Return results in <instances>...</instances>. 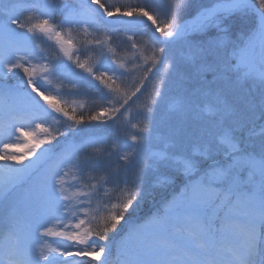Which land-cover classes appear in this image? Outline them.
<instances>
[{
    "label": "snow or ice",
    "instance_id": "6c2138e0",
    "mask_svg": "<svg viewBox=\"0 0 264 264\" xmlns=\"http://www.w3.org/2000/svg\"><path fill=\"white\" fill-rule=\"evenodd\" d=\"M56 8V0H0V32L8 37L16 49L12 59H0V74L7 76L19 71L26 77L16 89H5V93L25 96L30 105L31 120L28 128L14 124L10 126V131L4 133L11 137L18 132L20 136L29 137L23 147L31 145V148L18 157L9 150L18 149L21 145L11 140L3 142L0 160L5 161V176L0 180V190H4L10 182L22 180L36 162L46 158L48 149L37 156V151L43 145L52 144L61 136L71 141L72 137L86 131L81 125L112 127L119 126L120 121L124 120L134 132L130 134L128 142L122 145L113 143L110 151L105 149L102 135L90 134L81 144L69 143L56 168L50 171L41 187L39 208L24 220L21 233H7L10 241L7 259L0 261V264H93L94 261L97 264H111L109 243L112 234L117 232L126 214L140 207L146 195L143 185L146 172L171 165H177L183 175L189 177L188 182L178 196L165 203L162 214L147 222L151 225V239L144 236L134 245L123 243L121 252L125 259L118 264H264V123L259 125V131L256 130V122L264 121V0H225L201 10L197 14L200 21L197 26L181 22L182 8L179 3L175 4L169 18L162 23H158L143 8L122 11L119 7L106 6L101 0H87L81 4L79 11L68 10L65 6L63 23L58 25L54 22ZM24 12L28 13L26 17L23 16ZM134 13L147 17L160 34L152 56L145 57L146 61L151 59V64L144 69V79L157 64L164 67L165 75L168 69H172L177 78H181L182 66L174 64L169 53L178 42H187L190 31H202L211 25L226 33L228 28L224 22L233 16L254 21L253 37L233 53L237 63L232 68L244 69L243 73L237 72L236 81L228 80L225 75L229 70L227 61L220 58L212 46L193 53L194 57L200 58L217 55L216 62L200 65L197 71H209L213 73L214 81H224L227 88L243 93V107L229 103L223 89H212L208 84L182 92L169 105L171 111L184 116L198 109L199 97L207 98L213 104L212 124L216 132L213 139L207 141L196 154L177 158L161 150L151 152L147 161L138 159L142 148L153 140L165 148L170 143H178L183 129L177 126L163 131L154 114L155 107L165 100L166 81L163 77L154 85L151 97L144 105L143 120L132 122V105L129 101L140 92L143 83L130 93L121 89L119 82L124 72L119 70L128 69L115 58L116 51L109 44L111 36H95L112 25L113 16L130 17ZM74 31L93 36L84 43L100 48L101 55L106 49L112 54L110 61L98 62L93 68L86 66V62L81 63L78 57L74 58L68 50L74 46ZM37 33L49 39L55 37L63 54L69 60H75L76 67L84 69L92 79L103 85V88L97 87L103 106L87 117H77L70 114L66 107L53 104H49L51 112L44 108L40 99L48 101L52 95L47 87L51 84L50 77H63L74 88L80 86L74 81L83 77L67 65L49 67L44 62L33 63L29 46ZM257 34L260 37L259 53L255 51L254 44ZM127 38L132 41L131 47L136 48L133 37L129 35ZM248 81L257 90L258 100L248 99L251 93V89L245 91ZM41 82H44V86ZM103 89H107V92ZM135 103L132 101V104ZM53 113L72 122L65 131L53 127L58 119ZM113 154L116 162L112 160ZM219 154L225 157L224 163L215 160ZM29 156H36L32 165L20 168L11 166L13 163L23 164ZM203 160L213 162L203 175L192 179L200 172ZM133 170L134 178L129 181L128 173ZM241 170L248 172L247 184L243 189ZM69 176L74 183L68 182ZM122 176L124 179L121 183ZM208 177L223 181L229 187L224 192H218L217 187L208 182ZM109 181L112 182L111 187H107ZM101 191L105 196L113 191L119 195L101 204L96 201V195ZM141 227L130 226L128 236L139 233ZM217 235L235 237L238 243L217 248ZM53 239L70 243L54 245L51 242Z\"/></svg>",
    "mask_w": 264,
    "mask_h": 264
},
{
    "label": "rangeland",
    "instance_id": "374dc122",
    "mask_svg": "<svg viewBox=\"0 0 264 264\" xmlns=\"http://www.w3.org/2000/svg\"><path fill=\"white\" fill-rule=\"evenodd\" d=\"M197 2L195 4V2ZM202 0H193V5L198 6L199 8L192 15V17L198 14L201 10H204L208 7H211L215 3H219L225 0H211L207 6L198 5ZM23 2V0H22ZM102 3H105L106 6H115L119 7L122 11L129 9H139L143 8L149 13L153 14V17L157 20L158 23H162L167 20L166 13L171 12L177 3H183L182 0H101ZM186 2V1H185ZM57 8L56 11L61 13L59 20L54 22L58 25H61L65 16V6L68 10L79 11L81 4L74 2H68L66 0H56ZM27 12L23 13V16L26 17ZM164 15V16H163ZM170 15V14H169ZM122 17L120 15L113 16L112 18ZM138 21H150L147 17H143L137 14L130 16ZM191 16L184 18H192ZM182 22V20H181ZM245 20L240 18L238 22L232 20V18L226 20L224 23L228 28V31L221 32L219 28L215 26H208L204 30H193L190 31V34L187 37V42H178L170 51L169 56L172 59L174 64H180L182 66L181 78L178 79L175 72L172 69L167 70V75H165V69L162 65L157 64L152 72L147 74V79H144V69L148 64H151V59L145 60V57H151L153 51L158 46V43L152 42L149 37V34L145 27L151 28V33L155 34L153 28L149 26H141L139 29H135L134 26L128 24H118L115 28L111 29L105 28L102 32L96 33L95 36L103 38L104 35L111 36L109 44L116 51L115 58L123 63L128 69L124 71L121 69L119 71L124 72V80L121 79L119 82V87L126 92L133 91L136 87H141L140 92L133 96L129 101V104L132 105L131 120L132 122H139L144 118V105H146L151 97L153 92L154 85L163 77L165 79V100L158 104L155 107V116L160 121L161 129L167 131L172 127H181L183 129V134L179 139L178 143H170L166 148L164 145L158 141L153 140L151 144L145 145L138 159L141 161H147L151 152L165 150L174 154L177 158L183 157L188 154H196L200 152L203 148V145L213 139L216 129L212 124L214 116L212 115L214 106L210 103L209 99L199 97L198 98V109L194 110L191 113H188L184 116H179L177 113L169 109V105L175 101V99L184 91L195 90L201 86V84H208L212 89H223L226 95V99L229 103L236 104L237 106L243 107V93H239L232 89L226 87L224 81L213 80V73L205 70L197 71L198 66L205 63H214L217 61V55L223 60L227 61L229 70L225 73L229 81L237 80V72L243 73L244 69H233L232 65L237 63L236 57L233 55L234 52L238 51L240 48L244 47L250 38L253 37L255 30V24L251 23L249 25L244 24ZM200 22H196L193 26L199 25ZM14 27V26H13ZM233 28L235 30H233ZM150 31V30H149ZM131 35L137 45L136 48H132V41L128 40V36ZM155 37V36H154ZM73 41L74 46L70 48V54L73 57H78L81 63L86 62V66H91L95 68L98 65V62H109L112 57L111 53H108L105 49L104 54L101 55L100 48H97L95 45H88L84 41L93 39V36H86L83 32H73ZM158 40L157 37H155ZM55 37L49 39L46 36H43L37 33L32 37L30 43V57L33 63L39 64L41 62L47 63L49 67H54L55 65L62 64L70 67L75 73L79 74L80 77H83L82 80L74 81L80 86L74 88L72 83H69L68 80L63 77L52 76L51 84L47 85L49 91L51 92V97L48 101L40 99V103L44 108L48 109L49 104L56 105L59 107L63 104L71 105L74 104L71 100H77L79 103L76 105L80 106L83 109L87 102H90V96L93 95L94 99H99L100 93L97 91V87L103 88V85H100L99 81L92 79L89 74L81 68L76 67L75 60H69L67 56L63 54L59 44L55 42ZM255 51L259 53L260 50V37L255 35L254 37ZM219 45V47H216ZM209 46H212L217 55H205L203 58L194 57L193 53L197 49L207 50ZM16 49L13 44L10 43L8 37L0 32V59L10 60L13 58V54ZM157 55H159L157 53ZM259 65L257 64V68ZM11 77H0V151H3V142L11 140L19 145L20 148H13L9 151L16 156H23L24 153L29 152L31 145L29 147H23L24 144L28 143L29 137L20 136L17 132L14 136H8L4 134L7 131H10L11 125H21L25 128H28L31 124L29 118L30 105L28 100L23 95L10 96L5 93V89H16L17 86L22 83L26 77H24L22 72L16 71L10 73ZM39 75V74H38ZM44 86V82H41ZM111 83V82H109ZM251 89V93L248 96V99H257L258 92L255 87L252 85L251 81H248L245 87V91ZM107 92V89H103ZM22 91V90H21ZM30 92L31 90L28 89ZM47 94V93H46ZM32 95H35L33 93ZM139 97V99H137ZM39 99V97H38ZM132 101H136L135 104H132ZM100 103L103 105V101L100 100ZM72 110L69 111L70 114L76 113V108L72 105L69 106ZM90 109V108H89ZM92 109V108H91ZM197 113L199 118H197ZM78 115H82L81 111H78ZM58 117L57 122L53 124L54 128L58 126L68 124L67 118L63 117L58 113H53ZM111 123V122H110ZM264 123V121L256 122V130L259 131V125ZM98 129L100 133L96 130ZM95 130L85 133V138L90 134H100L106 133L107 135L113 134V137H116L113 140V143L117 145H122L128 142L129 136L134 130L130 125L121 120L119 126H99ZM112 137V138H113ZM114 139V138H113ZM80 140H76L80 142ZM60 141L59 139L54 141L56 143ZM69 143H71L69 141ZM81 144L83 142L77 143ZM112 143V144H113ZM109 142H107V145ZM49 144L43 145L38 151L37 156L40 152H43L45 149H48V154L45 159L36 162L33 165L31 172L25 176L22 180H19L15 183H9L4 190H0V261H5L7 259V252L9 250L10 241L7 239V233L9 231H16L21 233L23 229V222L27 219L32 211H35L39 208V193L42 185L48 179L50 171L55 169L62 153L57 152L52 153L53 150L48 146ZM58 145V144H57ZM112 146V145H111ZM107 151L111 150L110 145L106 146ZM59 150V149H58ZM57 150V151H58ZM112 160L116 162L115 154L112 156ZM215 160L220 163L225 162V157L223 154L215 156ZM36 161V156H29L23 161V164H12L13 168H20L24 165H32ZM212 160H203L200 164V172L191 177L192 179H197L198 176L203 175L205 169L212 163ZM122 163V162H120ZM153 173L158 177L168 178L167 182L165 178L161 179V182L165 183V187L172 185L175 180L182 176V171L179 170L177 165L161 167L158 171H147L144 176L143 181L147 183L146 175ZM5 176V161L0 160V180ZM183 175L185 181L188 182L189 177L186 179ZM123 177V176H122ZM121 177V183L123 182L124 177ZM150 177V176H149ZM248 172L241 170V188H244V185L247 184ZM128 180L131 181L134 178V170L130 171L127 176ZM68 182L74 183L71 176L68 178ZM146 179V180H145ZM150 181L153 180L150 178ZM208 182L213 186L217 187L218 192H224L229 185L223 181L217 180L214 177H208ZM149 183V182H148ZM177 183H175L176 185ZM110 187L112 182L109 181L108 184ZM156 185V183L154 184ZM180 193V192H179ZM178 193V194H179ZM177 194V196H178ZM118 192H114V196H118ZM97 196V195H96ZM98 197V198H97ZM96 197V201H100L101 204H104L105 201H101L99 196ZM162 214V213H161ZM156 216V215H154ZM151 221V220H150ZM149 222V221H148ZM217 223H219L217 221ZM132 226V225H130ZM138 226H143L140 228L139 233H133L131 237H126L120 240V245L117 250L120 253L119 261L125 259V256L122 255V245L123 243H128L134 245L138 239H141L144 236H147L151 239V225L147 222L142 223ZM54 245L58 243H70L67 241H59L58 239H53L51 241ZM238 243L237 238L227 235H217L215 240V245L217 248H227L230 245ZM110 247V245H109ZM103 260V257H101ZM97 264V262H93Z\"/></svg>",
    "mask_w": 264,
    "mask_h": 264
},
{
    "label": "trees",
    "instance_id": "16d2710c",
    "mask_svg": "<svg viewBox=\"0 0 264 264\" xmlns=\"http://www.w3.org/2000/svg\"><path fill=\"white\" fill-rule=\"evenodd\" d=\"M66 1L72 2V3L75 2L73 0H66ZM182 1L185 4L180 3L181 8H182L180 20H183L186 17L192 16L196 12V10L199 8L198 6L194 7V5L192 4L193 0H182ZM210 1L211 0H202L201 2H199L198 5L199 6L200 5L207 6L210 3ZM196 3L197 2H195V4ZM170 13L171 12L165 14L167 18H169ZM149 14L153 15L151 13H149ZM59 16H61V13L59 11L54 13V19L55 20L58 21ZM240 18L241 17H239V16H233L232 20H234L235 22H238ZM244 20H245L244 24H246V25L254 23V21L251 19H244ZM57 21H55V22H57ZM112 28H115V27H111V29ZM145 28H146L152 42L158 43V40H156L155 37L153 36V34L151 33V28L150 27H145ZM135 29H139V28H135ZM233 30H235V29L233 28ZM0 77H3V78L11 77V74L9 73V74H7V76L0 74ZM124 77L125 76L123 75V77L121 79H123ZM90 98H91L90 102L83 104V105H85V107L83 109L81 108V105L80 106L76 105L77 103H79L77 100H71V102L74 103V104L71 103V105L76 108L75 115L77 117L80 116L77 114L78 111H81V114L84 115L85 117H87L89 114L93 113L94 111L98 110L101 106H103L102 103H100V99H94L93 95H91ZM71 105L63 104L62 107H66L67 110L70 111V110H72L69 107ZM59 107H61V105ZM70 123H72V122L68 121V124H70ZM68 124L58 126L57 129H59L60 131H65ZM80 127L86 129L85 133L96 129V128H93L92 125H89V124H84V125H81ZM96 130H98V129H96ZM97 132L100 133L99 130ZM96 135H100V134H96ZM102 136L104 137V140H105V147L109 146V145L111 147V145L113 143L112 141L116 139V137H113V134H110V133L108 135L106 133H103ZM58 139L60 141H57L56 143L49 144L48 146L53 150L52 153L56 154L57 152H59V153L63 154L64 150L66 149L67 145L69 144V141L66 140L65 137H63V136L59 137ZM80 139H82L80 142H84L87 139V137L85 138V134L81 133L78 136L72 137L70 142L71 143H74V142L80 143V142L76 141V140H80ZM107 142H109L108 145H107ZM146 177H147V183H145L143 181V185H144V188L146 191V195L144 196V199L140 202V207L135 212L130 211L128 214H126L125 220L122 221L120 223V225H118L117 232L112 234V239L110 240V243H109L110 248L112 250L111 264H118V259L120 258V253L117 250V248L120 245V243H119L120 240L128 237V230H129L130 225H132L133 227L138 226L142 223H146V222L152 220L154 215L161 214L163 212V207H164L165 203L167 201L172 200V198L174 196H177V194L183 189L184 185L187 183V181H185L184 178H182L183 175L178 177L172 185H168L166 187H165V183L161 182V179H163L165 177L155 176L151 172L149 173V175H146ZM184 177L186 178L187 176H184ZM150 178L153 180L154 183H152V181H150ZM155 183H156V185H154ZM175 183H177V184L175 185ZM107 187H110V186L107 185ZM114 192L115 191H113V192L109 193V195L105 196L103 194V192L101 191L100 193L97 194V196H99V198H101V201L103 203V201L107 202L110 200H114L115 199ZM98 202H100V201H98Z\"/></svg>",
    "mask_w": 264,
    "mask_h": 264
},
{
    "label": "water",
    "instance_id": "95a60500",
    "mask_svg": "<svg viewBox=\"0 0 264 264\" xmlns=\"http://www.w3.org/2000/svg\"><path fill=\"white\" fill-rule=\"evenodd\" d=\"M75 1H78V2H80V3H86V2H87V0H75ZM223 2H225V1H222V2H219V3H215L214 5H212L211 7L206 8V9L212 8V7L216 6L217 4H220V3H223ZM192 18L195 19L194 22L192 23V25L195 24L196 22H200V21L197 19V14H196L194 17H192ZM114 19H116V17L111 18V20H112V22H113V23H112V26H115V25H118V24H128V25H137V26H149V25H150V26L153 28L155 34H156L158 37L160 36V34H159L158 32L155 31V25H153L151 21H138V20H136V19H134V18H131V17H124V16H122V17H120V18L117 17L116 20H114ZM121 19H122L123 21H121ZM55 41H56V40H55ZM56 43H57V41H56ZM57 44H58V43H57ZM65 47H67V46H65ZM68 50L70 51V48H69Z\"/></svg>",
    "mask_w": 264,
    "mask_h": 264
},
{
    "label": "bare ground",
    "instance_id": "6f19581e",
    "mask_svg": "<svg viewBox=\"0 0 264 264\" xmlns=\"http://www.w3.org/2000/svg\"><path fill=\"white\" fill-rule=\"evenodd\" d=\"M77 3H80V2L76 1V4ZM93 7H95V6H93ZM118 18H120V17H118ZM114 20H116V19H114ZM194 20H195L194 18H189V19L187 18L185 20L183 19L182 22H187L188 24L192 25V23L194 22ZM121 21H123V20L121 19ZM140 27L141 26L134 25V28H140ZM154 36L157 37V38H159L156 34H154ZM85 132L83 134H85Z\"/></svg>",
    "mask_w": 264,
    "mask_h": 264
}]
</instances>
